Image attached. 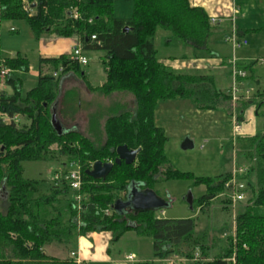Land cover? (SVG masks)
<instances>
[{
  "label": "trees",
  "instance_id": "obj_1",
  "mask_svg": "<svg viewBox=\"0 0 264 264\" xmlns=\"http://www.w3.org/2000/svg\"><path fill=\"white\" fill-rule=\"evenodd\" d=\"M23 1L33 5L34 15L23 10ZM114 1L0 0V23L25 20L37 38L43 33L75 38L84 51L104 52L106 82L100 93H127L134 101V110H110L113 112L103 127L101 119L106 117H94L90 123L92 137L76 130L59 134L52 125L50 108L57 101L60 78L69 72L85 76L82 66L72 61L70 53L40 59V65L54 71L62 67L63 73L58 77L40 73L38 87L23 97L21 80L14 72H27V59L19 55L3 62L11 72L6 84L12 92L0 93V194L7 200L6 210H0V264H77L74 259L51 257L45 248L58 244L71 250L79 237L94 232H110L112 244L129 232L151 238L152 258L134 264H155L172 257L197 259L193 264H225L234 252L238 264H264V135L237 139V161L248 164L245 179L250 197L237 212L236 243L228 239L225 250L211 261H204L211 255L209 234L196 232L195 218L172 220L158 217V211L119 214L113 210L119 195L124 192L126 197L131 186L155 191L156 185L171 180L204 185L206 195L194 199L191 206L202 209L224 193L230 178V173L201 178L175 169L165 154L168 137L155 124L158 104L175 99L190 101L200 111L230 114V97L217 88L213 75L175 72L157 58L154 40L159 30L179 38L191 51L192 59H198L199 53L212 57L209 42L214 26L209 16L189 0H125L133 4V15L123 20L114 17ZM72 12L79 14L77 20L71 18ZM256 64L243 67L255 91L254 100L238 109L241 122L245 106L254 102L259 110L264 106ZM14 116L23 117L28 125L12 121ZM121 146L139 151L134 164L114 165L106 180L86 174L98 161L115 163L116 150ZM63 157L66 163L59 171V180L25 178L24 163L60 162ZM70 163L82 169L80 208L72 199L66 178ZM222 203L230 204L228 200ZM106 210L111 214L106 215Z\"/></svg>",
  "mask_w": 264,
  "mask_h": 264
},
{
  "label": "rangeland",
  "instance_id": "obj_2",
  "mask_svg": "<svg viewBox=\"0 0 264 264\" xmlns=\"http://www.w3.org/2000/svg\"><path fill=\"white\" fill-rule=\"evenodd\" d=\"M238 3L241 8L239 15L242 21L240 23L255 19V12L251 15L248 9L250 4L246 8L243 0H238ZM113 10L115 18L129 19L133 15V4L125 0H115ZM31 13L34 15L36 12L32 11ZM240 16H238V19H240ZM12 29L15 32H12ZM262 35L264 37V34ZM217 37V35L213 34L210 43L212 44ZM58 39L62 38L51 33H43L40 38H37L33 29L25 20L0 23V62L20 55L27 59L30 65L27 72H14L16 77L21 80L23 97H26L31 90L38 87L40 58L44 57L45 50ZM248 41V46L236 50L237 57L253 54V56L258 57L255 59L263 61L264 65V39L259 42L257 36L251 33L248 35ZM154 44L158 51L157 58L161 62H166L169 58L183 60L181 59L183 55H187L185 61L188 62V65L192 60L191 51L179 38L174 37L168 31L159 30ZM84 54L88 58V64L83 68V71L91 73V75L88 78H83L85 76L80 74V72H69L63 75L60 78L57 101L50 108V114L52 116L53 114L57 115L64 130H76L87 137H92L90 123L94 117H106L101 119L100 125L103 127L108 115L113 112H110V110L120 107L124 111L134 110V101L133 97L127 93L105 96L100 93V89L94 90L92 86H99L106 80L105 73L102 72L99 62V58L104 55V52L84 51ZM216 70L224 72L225 75L228 72L227 68L223 66L219 69H212L211 73H217ZM48 71L44 70L45 74ZM175 72L193 74L202 73L203 71L175 70ZM9 73L11 72L9 71ZM6 80L7 78L0 85V93L5 91L12 92V89L6 84ZM89 82L90 84H88ZM258 87L264 88V77L260 78ZM66 101H68V104L65 105L64 102ZM188 103L182 102L181 99H175L160 102L156 109L158 118L166 123L165 131L168 136V142L165 146V154L171 165L181 172L191 173L193 176L201 178H215L231 173L236 163L247 168L248 164L246 162L237 161L236 148L234 149L231 139L232 128L229 118L228 121L225 119L228 115L223 111H200L194 105L191 106L190 110L187 106L191 104ZM220 119H223L222 123ZM18 121L19 125H28V121L23 117H20ZM187 139L190 140L192 148L184 150L182 146ZM53 149H56V147H53ZM65 161L66 158L63 157L60 162H26L23 164L25 178L50 180L57 172L62 171ZM155 191L160 199L169 203L168 208L157 212L158 216L161 215L165 219L172 220L195 218L197 221L196 232L204 230L208 232L209 246L212 249L210 251L211 255L204 261H211L215 256L221 254L228 246V239H232L236 243L237 212L250 197L248 190L245 202L234 205L227 196V192L224 191L217 199L206 203L202 209L197 210H193L190 207L187 197L192 194L194 201V199L198 200L206 195V187L204 185L195 186L192 180H171L156 185ZM124 198L125 193L123 192L119 195V199ZM223 200H228L230 204L228 206L224 205L222 203ZM6 207L5 194L1 193L0 210L5 211ZM161 211H164L163 214ZM54 246L55 248L48 250L50 255L58 256L60 260L69 259L68 251L70 249L58 244H54ZM57 247L62 250V253L57 250ZM109 249L106 255L113 260L118 259V257L123 258L127 255H135L136 261L126 262V264L149 260L153 255L152 239L139 236L134 232H129L122 236ZM196 257L199 258V254H196ZM180 259L184 258L180 257ZM196 261L197 259L187 264H193ZM155 264L168 263L156 261Z\"/></svg>",
  "mask_w": 264,
  "mask_h": 264
},
{
  "label": "crops",
  "instance_id": "obj_3",
  "mask_svg": "<svg viewBox=\"0 0 264 264\" xmlns=\"http://www.w3.org/2000/svg\"><path fill=\"white\" fill-rule=\"evenodd\" d=\"M189 1H190V4L194 7L203 8L210 19L213 17L222 19V22H220L218 25H212L214 26L213 34L218 36L212 42V44L209 42L210 44L209 46L211 48L213 56L209 57L208 55L204 53H199L200 57L198 59H192L189 62V65L187 64L188 62L185 61L186 59L185 60L184 59L183 60H176V59L172 60V58H169L166 62H161V61L160 62L164 63L165 65L171 67L174 70H179V71L180 70L182 71L200 70L201 72L203 71L202 73L204 72L209 73L214 76L216 80L217 88L223 93L229 95L230 88H231V75H230V71L227 65H228V61L230 60L234 52L231 46L225 42L224 38L230 30L229 19L232 16V13L234 10L233 0H189ZM243 3L245 4L246 8H248L247 6L250 4V8L248 9L250 10L251 15L253 12H255L256 17L255 19H252V21H247L246 23L244 22L240 23L242 19H241V16L239 15L240 19H237L236 25H237V29L239 31L240 37L245 38L248 41V35L253 33L257 36L260 42V40L264 39V37H262L263 36L262 34H264V30H262V28L264 27V0H243ZM236 6L241 10L238 0H237ZM210 40H212V38ZM77 43H79V40L75 38L74 39H58V41H55L54 43H52L45 50L43 54L44 57H41L40 59L57 58L61 55L69 54L71 48ZM248 45H249V41H248ZM235 55H236V51H235ZM102 57L103 56H100L99 62L101 64L102 72L105 73L104 67L102 65ZM255 58H258V57L253 56V54H248V56H244V57L241 56L240 58L238 57L239 66L243 68V67L250 65L251 63L257 62L255 69L259 71L258 73L259 77L257 78V80L260 83V78L264 77V65H263V62L261 63L259 62L258 59H255ZM223 66H225L228 70L227 75H225L224 72L217 71V70H216L217 73H211L212 69L213 70L217 68L219 69ZM39 70H40L39 76H40V73L45 74L44 70H49L48 73L46 72L47 74L56 72L52 70L48 65H40ZM84 73H85V77L83 78H88V76L91 75V73H86V72ZM105 82H102L101 85L96 86V87L92 86V88L94 90L95 89L98 90L105 84ZM259 83L257 84L258 86H259ZM88 84H90V82ZM246 85L249 88L253 89V92L255 91V88H253L252 86L248 84V80L246 82ZM7 93H11V92H7ZM182 102H189L188 104H191V105L187 106V108L189 109L192 108L191 106L193 104L190 101L182 100ZM229 105H230V114H227L228 117H225V116L224 117L227 121L229 118V122L231 125V116H232L231 102ZM220 121L222 123L223 119H220ZM242 123H243L242 124L243 132L241 135L242 138L243 137H254L256 135H264V106L260 108V110H259V106L255 102L254 104L245 106ZM155 124L157 127L163 129L165 132V135L167 136V133L165 131L166 123L160 120V118H158L157 113H155ZM231 128H232V125H231ZM161 212H164V211H161ZM158 217H161V215ZM110 246H112V234L110 232L88 233L86 236L79 237L75 243V246H72V249L69 250L70 252L68 251L69 259H74V260L78 259L83 264H105V263L126 264L125 262L126 256L123 258L118 257V259L116 258L115 260H113V259H110L106 255L107 250H110L109 249ZM53 248H55L54 244L47 246L45 248V253L51 257L60 259L58 256H53L48 253V250L53 249ZM57 250L62 253L61 249L58 248ZM73 253L75 254V257H72ZM142 261H145V260H142Z\"/></svg>",
  "mask_w": 264,
  "mask_h": 264
},
{
  "label": "built area",
  "instance_id": "obj_4",
  "mask_svg": "<svg viewBox=\"0 0 264 264\" xmlns=\"http://www.w3.org/2000/svg\"><path fill=\"white\" fill-rule=\"evenodd\" d=\"M234 10L232 16L229 19L230 22V30L225 36L224 40L228 43L234 54L228 61V66L230 69L231 75V88H230V102L232 105V116H231V125H232V141L233 147L235 149L237 139L241 137L243 128L242 122L239 120L238 109L242 103L249 102L254 100V92L253 89L249 88L246 85L247 78L249 76L248 72L239 66V59L235 55V51L237 49L243 48L248 45V41L245 38H241L238 29H237V19L240 14V9L236 6L237 0H233ZM23 10L27 12L29 15H33L31 12L34 11L33 5L28 3L27 1H23ZM71 18L77 20L79 18V14L76 12L70 13ZM212 25H218L222 22V19L211 18L210 19ZM91 22V21H90ZM12 32H15L12 29ZM93 40H96V37H92ZM70 56L73 62L78 65L85 67L88 64V58L84 54V50L81 42L75 44L70 50ZM263 62V61H259ZM61 73H63V68L53 73L54 77H58ZM9 75V71L4 66L3 61L0 63V84L2 81L7 78ZM10 120V118H6ZM19 120V116H14L12 121L17 122ZM70 167V168H69ZM247 174V168L244 165L234 164L233 169L230 173V178L225 184V191L227 192V196L233 202V204H238L245 202L247 199V183L245 176ZM61 178V173L57 172L56 175L50 179V181H57ZM67 180H69L71 190L73 191V200L77 204V207H81V203L83 201V195L81 194L83 188L82 181V169L78 164L70 163L67 167ZM121 200H125L121 199ZM106 215H110L111 211L106 210ZM163 214V212H162ZM235 243V241H234ZM72 257H75V254H72ZM136 257L134 255H128L125 257V262H135ZM195 260V259H194ZM194 260L188 259H180L177 257H173L171 259L163 260L168 264H187L188 262H193ZM77 264H83L80 260L75 259ZM225 264H238L236 254L233 253V256L225 260Z\"/></svg>",
  "mask_w": 264,
  "mask_h": 264
},
{
  "label": "water",
  "instance_id": "obj_5",
  "mask_svg": "<svg viewBox=\"0 0 264 264\" xmlns=\"http://www.w3.org/2000/svg\"><path fill=\"white\" fill-rule=\"evenodd\" d=\"M52 125L59 134H62L65 130L59 122L57 115L52 116ZM184 150L192 148L190 140H185L182 146ZM117 159L115 163H103L96 162L92 168L86 172V174L95 180H106L109 174L112 172L114 165H121L124 162L126 165H132L137 159L139 151L130 150L127 146L118 147L116 150ZM187 201L192 206L193 197L189 194ZM169 207V203L158 197L155 191L146 190L141 191L136 186H131L126 194L125 200L119 199L113 206V210L119 214H126L128 212H134L135 214L145 211H160Z\"/></svg>",
  "mask_w": 264,
  "mask_h": 264
}]
</instances>
